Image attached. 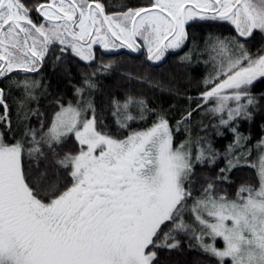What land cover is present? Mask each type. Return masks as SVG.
Segmentation results:
<instances>
[{"label": "trees", "instance_id": "16d2710c", "mask_svg": "<svg viewBox=\"0 0 264 264\" xmlns=\"http://www.w3.org/2000/svg\"><path fill=\"white\" fill-rule=\"evenodd\" d=\"M95 3L108 12L125 13L151 7L155 0ZM186 31L187 46L178 53H167L158 62L128 47L99 53L92 60L63 55L40 76L24 77L11 83L7 91L0 88L4 141L20 147L22 177L42 203L52 202L73 185V166L67 158L85 148L73 132L59 140L48 135L62 107H81L84 117H93L99 133L115 139L126 138L160 118L169 119L174 126L186 124L176 129L174 144L196 141L194 150L201 148L203 155L191 160L183 198L146 247L147 253H154L151 264H220L218 257L193 244L194 228L182 222L188 221L189 210L199 198L234 200L243 188H257L261 182L255 163L256 146L264 141V76L250 83L249 96L244 98L247 105L238 113L211 115L201 119L197 128L192 120L209 103L206 93L238 67L228 68L232 59L244 57L242 65L264 52V32L256 31L245 39L230 23L212 18L191 21ZM29 80L40 85L25 112L18 104L24 100L26 86L19 85L33 82ZM126 107L132 109L126 113ZM242 152L247 153L245 162L228 169ZM13 179L10 175L5 180L10 188L0 195L4 215L18 209L10 200ZM14 218L20 220L17 213ZM9 220L12 222L11 217ZM17 226L21 235L23 229Z\"/></svg>", "mask_w": 264, "mask_h": 264}, {"label": "rangeland", "instance_id": "374dc122", "mask_svg": "<svg viewBox=\"0 0 264 264\" xmlns=\"http://www.w3.org/2000/svg\"><path fill=\"white\" fill-rule=\"evenodd\" d=\"M155 1L153 9L137 16L134 12H128L120 14V19L115 20L107 15L110 35L101 29L90 33L88 28L82 31V37L94 34L96 43L109 42L111 45L114 43L110 41L111 38L118 37L122 43L138 49L137 40L133 39L136 36V39L144 41L146 53L154 62H158L165 52L183 45L184 24L195 18L230 20L239 24L238 29L243 35L250 34L255 27L264 31V0H211L209 7L216 9L214 14L198 10L201 7L196 3L203 5L206 0ZM215 2H220V8ZM14 12L18 17L17 9ZM56 14H51V20L57 18ZM91 17L94 18V13ZM73 49L80 57L93 59L91 44L81 47L74 45ZM236 58L232 59L228 68L238 67L212 88L206 97L209 103L193 118L195 128L211 115H234L247 105L244 98L249 96L251 81L259 74L264 75V52L242 65L244 57ZM35 83L23 82L19 85L26 86L24 100L18 104L22 111H27L28 104L35 97V91L40 85ZM131 109L126 107L124 111L128 113ZM16 114L21 115L19 111ZM181 126L186 127V124L178 122L174 126L169 119L160 118L146 128L131 132L126 138L115 139L99 133L93 117H84L81 107H62L56 113L48 135L59 140L73 132L85 148L79 154L67 158L73 166V185L52 202L42 203L32 195L22 177L20 147L4 141L0 124V157L1 153L10 149L13 155L6 160L5 166L0 163V171L12 168L14 185L10 200L18 208L4 215L0 206V264H54L48 257L52 253L46 247L50 222L54 219L53 210L64 201H71L75 185L92 172L93 166L111 163L125 148L137 150L139 163H152L151 171L135 170L127 174V186L119 190L116 198H112L113 205L108 212L99 217L98 226L104 237L100 249L95 252H79V257L72 258L70 264H151L154 253H147L146 247L161 223L170 218L183 198L184 181L191 168V160L203 155L201 148L194 150L198 147L196 141L189 143L190 140H185L178 145L174 144V133ZM244 155L247 156V153L242 152L233 158L227 168L244 163ZM255 166L261 179L257 188L247 186L236 199L229 201L199 198L189 210L188 221L182 222L194 228L193 244L218 257L220 264H264V141L256 146ZM5 180L0 179V195L10 188ZM16 213L20 220L14 218ZM19 224L23 229L21 235L17 226ZM141 229L146 233L138 238L137 233ZM36 234L46 238L42 240Z\"/></svg>", "mask_w": 264, "mask_h": 264}, {"label": "flooded vegetation", "instance_id": "af4514ba", "mask_svg": "<svg viewBox=\"0 0 264 264\" xmlns=\"http://www.w3.org/2000/svg\"><path fill=\"white\" fill-rule=\"evenodd\" d=\"M96 1L0 0V88L3 87L7 91L11 83H17L24 77L40 76L46 67L57 61L60 56H74V45L81 47L91 44L93 58L99 53H104L105 45L116 50L125 47L133 49L122 43V39L118 37H110V41L114 42L112 45L109 42L96 43L94 34L82 37V31L88 28L90 33L101 29L109 34L111 27L107 15L117 20L120 19V14H123L108 12L96 4ZM215 3L220 8V5ZM15 9L18 11V17L15 16ZM215 11L212 7L206 9L209 14H214ZM92 13L94 18L91 17ZM51 14H56L57 18L51 20ZM257 31L262 30L258 28ZM136 38L134 36L133 39L137 40L139 48L135 50L146 53L144 41ZM1 154L0 163L5 166L6 160L11 158V149ZM137 155L135 148H125L111 163L93 166L92 172L75 185L71 201H64L53 210L54 219L50 222L48 237L42 236V240L46 238L48 241L46 247L52 253L48 257L54 264H70L79 252H95L100 249L104 237L98 226L99 217L108 212L119 190L127 186V174L135 170L151 171L152 163H139ZM3 169L5 171H0V179L14 175L12 168ZM60 219L66 222H61ZM40 230L42 231V227ZM145 233V230H138L137 237L140 238Z\"/></svg>", "mask_w": 264, "mask_h": 264}, {"label": "water", "instance_id": "95a60500", "mask_svg": "<svg viewBox=\"0 0 264 264\" xmlns=\"http://www.w3.org/2000/svg\"><path fill=\"white\" fill-rule=\"evenodd\" d=\"M210 1L211 0H206V2L203 4V5H200V3L198 4V3H196L198 6H200L201 8H198V10L199 11H202V12H204V13H208V12H206V9L207 8H210L209 7V5H211V3H210ZM156 2V1H155ZM218 3V5H220V2H217ZM221 6V5H220ZM155 7V5H153V6H151V7H145V8H140V9H136V10H129V11H126L125 13H128V12H134L135 14H136V16L137 15H139V14H141L142 12H145V11H148V10H151V9H153ZM206 18H208V17H206ZM206 18H195V19H192V20H190V21H187L185 24H184V29H185V40H184V43H183V45H181L180 47H177V48H175L174 50H172V51H167V52H165V54H164V56L160 59V60H162L164 57H165V55L167 54V53H169V52H171V53H178V52H180L182 49H184L186 46H187V44H188V35H187V31H186V26L188 25V23L189 22H191V21H194V20H202V19H206ZM221 20H225L226 22H228V23H230L234 28H235V30H236V32H237V34L240 36V37H242V38H249L250 36H252L256 31H257V27H255V28H253L252 29V32L250 33V34H248V35H243L240 31H239V29H238V25L239 24H235V23H233L232 21H230V20H227V19H221ZM114 51H116V49L115 48H113V47H111V46H108V45H105L104 46V52H106V53H113ZM140 52H137V54H139ZM149 55V54H148ZM149 57L151 58V56L149 55ZM152 59V58H151ZM87 60V59H86ZM92 60V59H91ZM160 60H158V61H160ZM260 67V66H259ZM264 75H257L256 77H254V79L251 81V82H253L254 80H256V79H258V78H261V77H263ZM211 92V90L210 91H208L207 93H206V97H207V95H208V93H210Z\"/></svg>", "mask_w": 264, "mask_h": 264}]
</instances>
